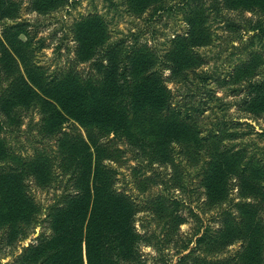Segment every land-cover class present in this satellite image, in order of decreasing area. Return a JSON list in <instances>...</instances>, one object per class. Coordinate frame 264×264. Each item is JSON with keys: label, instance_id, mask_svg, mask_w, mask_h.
<instances>
[{"label": "trees", "instance_id": "trees-1", "mask_svg": "<svg viewBox=\"0 0 264 264\" xmlns=\"http://www.w3.org/2000/svg\"><path fill=\"white\" fill-rule=\"evenodd\" d=\"M126 1L132 12L141 14L150 5L159 3L158 9L164 10L182 7L192 0L170 6H165L164 0ZM55 2L32 0L31 5L44 12ZM224 2L264 11V0ZM16 6L10 4V8ZM6 7L0 3V9L4 11ZM7 16L19 18L16 10ZM183 20L187 23L186 34L174 37V46L168 53L178 65L176 75L197 66L192 60L193 46L208 45L211 39L204 7L192 13L183 11ZM104 21L97 14H89L73 27L83 59L101 54L94 62L96 73L85 78L72 70L47 74L35 66L29 41L18 38L26 33L22 24L7 25L1 31L0 77L5 76L11 83L7 94L0 98V109L9 114L16 106L39 105L44 121L40 131L44 135L58 131L68 119L85 130V137L78 132L63 133L58 141L57 159L64 172L70 173L76 192L65 198L63 206L51 210L53 236H42L36 244L24 247L15 264H121V255L125 259L135 257L140 239L132 223L135 208L126 195L115 191L114 172L102 161L114 149L100 141L123 130L131 142L143 145L148 157L159 163L172 162L173 141H182L183 156L203 165L199 183L211 207L231 204L229 179L234 178L238 186L242 200L234 204L236 212L223 208L220 225L215 229L205 226L193 234L179 249L176 264H264V161L248 156L240 148L225 147L215 135L208 142L200 138L197 118L171 107L169 90L159 70L154 69L161 64L158 56L148 49L123 53L124 47L104 46L108 40ZM258 29L264 35V28ZM103 56L108 59L107 65L100 63ZM249 88L254 95L245 101L246 105L263 102L264 86L251 83ZM201 150L207 154L196 158ZM0 161V228L9 227L16 234L20 223H28L38 211L26 191L25 178L30 176L37 185H47L53 178L56 161L44 152L19 158L9 152L1 138ZM154 204L157 212L173 215L162 198ZM236 240L243 243L236 255L211 258Z\"/></svg>", "mask_w": 264, "mask_h": 264}, {"label": "rangeland", "instance_id": "rangeland-1", "mask_svg": "<svg viewBox=\"0 0 264 264\" xmlns=\"http://www.w3.org/2000/svg\"><path fill=\"white\" fill-rule=\"evenodd\" d=\"M179 1L164 0L162 3L170 6ZM31 2L0 0L7 6L4 11L0 9V35L4 26L22 24L26 33L18 38L29 41V48L34 50L32 61L35 66L43 68L47 74L69 70L84 78L95 74L98 68L94 62L101 54L83 59L78 53L73 27L81 18L97 14L107 25L108 40L104 46L124 47L123 53L148 49L158 56L161 64L151 68L159 70L171 96V107L197 118L200 138L204 137L208 142L215 135L225 147L240 148L248 156L264 161V98L263 102L251 107L245 103L254 95L249 93V84L264 86V35L258 29L264 28L263 10L234 7L224 0H192L182 7L164 10L158 9L159 3H153L137 14L130 10L126 0H57L48 10L40 12L32 8ZM11 3L17 6L10 8ZM203 7L210 42L205 46H193L192 60L197 66L176 75L178 65L170 60L169 50L173 48L177 34H186L183 11L192 13ZM15 10L18 19L7 16ZM100 63L107 65V57L100 58ZM10 83V79L0 77V98L7 94ZM42 116L35 103L16 106L9 114L0 109V138L11 154L28 159L37 152H44L56 161L53 178L47 185H37L30 176L25 178L26 191L38 211L28 223H20L16 234L9 227L0 228V264H15L24 247L36 244L42 236L51 238V210L63 206L65 198L76 192L71 185L70 173L64 172L57 159L58 141L63 133L78 132L85 137V130L68 119L58 131L44 135L40 131L44 122ZM117 134L101 138L102 144L114 149L102 161L114 172L115 191L131 200L135 208L134 231L140 235L135 257L125 259L121 255L120 262L176 264L179 249L193 234L199 229L201 232L205 226L217 228L223 208L236 212L234 204L242 200L238 186L234 178L229 179L231 204L211 207L199 183L203 165L189 162L186 159L189 157L183 156L182 141H173L172 162L159 163L148 157L143 145L131 142L124 130ZM203 143L206 142L203 140ZM205 154L206 151L201 150L196 158ZM159 198L165 201L173 215L157 212L154 201ZM242 247V240H236L211 258L233 257Z\"/></svg>", "mask_w": 264, "mask_h": 264}]
</instances>
